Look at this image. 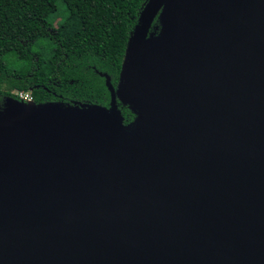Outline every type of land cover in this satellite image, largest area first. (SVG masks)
<instances>
[{
    "label": "water",
    "instance_id": "95a60500",
    "mask_svg": "<svg viewBox=\"0 0 264 264\" xmlns=\"http://www.w3.org/2000/svg\"><path fill=\"white\" fill-rule=\"evenodd\" d=\"M108 89L9 101L0 264H264V0H147Z\"/></svg>",
    "mask_w": 264,
    "mask_h": 264
},
{
    "label": "trees",
    "instance_id": "16d2710c",
    "mask_svg": "<svg viewBox=\"0 0 264 264\" xmlns=\"http://www.w3.org/2000/svg\"><path fill=\"white\" fill-rule=\"evenodd\" d=\"M146 1L0 0V128L15 90L35 103L109 108L108 85L116 88ZM158 26L156 18L151 31ZM117 106L124 125L133 121Z\"/></svg>",
    "mask_w": 264,
    "mask_h": 264
},
{
    "label": "built area",
    "instance_id": "2783aa9c",
    "mask_svg": "<svg viewBox=\"0 0 264 264\" xmlns=\"http://www.w3.org/2000/svg\"><path fill=\"white\" fill-rule=\"evenodd\" d=\"M13 94L16 96L18 101L25 102V103L34 102L31 91H17V90H15L13 92Z\"/></svg>",
    "mask_w": 264,
    "mask_h": 264
},
{
    "label": "bare ground",
    "instance_id": "6f19581e",
    "mask_svg": "<svg viewBox=\"0 0 264 264\" xmlns=\"http://www.w3.org/2000/svg\"><path fill=\"white\" fill-rule=\"evenodd\" d=\"M75 113H78V112H76L74 110H66L65 112H62L61 114H75ZM84 114H88V113L85 112ZM139 121H141V120H139ZM0 173H1V171H0Z\"/></svg>",
    "mask_w": 264,
    "mask_h": 264
},
{
    "label": "rangeland",
    "instance_id": "374dc122",
    "mask_svg": "<svg viewBox=\"0 0 264 264\" xmlns=\"http://www.w3.org/2000/svg\"><path fill=\"white\" fill-rule=\"evenodd\" d=\"M39 17H40L41 19H43V18H44V12H41V13L39 14ZM55 25H56V23H55Z\"/></svg>",
    "mask_w": 264,
    "mask_h": 264
},
{
    "label": "flooded vegetation",
    "instance_id": "af4514ba",
    "mask_svg": "<svg viewBox=\"0 0 264 264\" xmlns=\"http://www.w3.org/2000/svg\"><path fill=\"white\" fill-rule=\"evenodd\" d=\"M34 101V100H33ZM49 102V101H48Z\"/></svg>",
    "mask_w": 264,
    "mask_h": 264
}]
</instances>
